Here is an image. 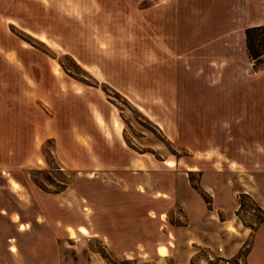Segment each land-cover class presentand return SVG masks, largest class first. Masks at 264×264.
I'll list each match as a JSON object with an SVG mask.
<instances>
[{"label":"rangeland","instance_id":"1","mask_svg":"<svg viewBox=\"0 0 264 264\" xmlns=\"http://www.w3.org/2000/svg\"><path fill=\"white\" fill-rule=\"evenodd\" d=\"M166 1L0 0V264H245L264 222L248 87L264 40L235 86H208L213 64L184 50L175 77L153 48ZM171 1L167 46L217 19L215 0Z\"/></svg>","mask_w":264,"mask_h":264},{"label":"crops","instance_id":"2","mask_svg":"<svg viewBox=\"0 0 264 264\" xmlns=\"http://www.w3.org/2000/svg\"><path fill=\"white\" fill-rule=\"evenodd\" d=\"M170 2L172 1L167 0L162 6L158 5L156 7H153V21L155 23V27H158V29L156 28L155 30H158V32L160 33L159 36H156L157 34H154V55H157V53L161 55L168 54L170 62L169 71L170 73H174V76L177 77L173 68V63L178 53L177 51L184 50L185 55H188L189 53H195V56H193V58L201 57L202 63L203 61H207L213 64L212 70L210 72L205 71L202 67V64L200 65L202 67V74H204L201 78H207L208 80L217 81L215 83L209 84L208 86H214V84H217V86H219L220 84L225 85L227 83L228 86H235L233 82H236L244 75H247L249 66H251L249 63L250 59L245 47L244 28L248 26L264 24V0L212 1V3H209L210 6H208L206 13H208L209 16L217 14V19L213 21L210 18L211 23H207V28L210 24L209 29L213 25L215 27V30H212V32H210L209 29H206L205 34L195 38H188L190 36L188 35V37L185 39V42H178L177 38H175V42L172 44L169 43L167 46L164 42V35L162 34V27L165 24L164 17L166 13L163 11V9ZM172 7L173 5L170 8ZM175 8H177V6ZM210 10L215 11L211 12ZM175 12H177V10ZM202 30L200 34L202 33ZM190 42H195V46H193L192 43L190 44ZM263 66L264 65L260 67L257 66L258 70L255 71V74L259 73V76H263ZM189 69L191 71L194 70L192 65L190 68H186V70ZM207 73L208 75L205 77V74ZM255 78L256 79L249 82V95L250 102L252 104L251 110L256 113V117H260L259 115L264 114V79H257V76ZM176 82L177 83L175 87L178 86L177 79ZM263 226L264 222L260 223L257 226L256 232L254 234V239L251 241L244 257L245 264H264V240L259 241L256 239L258 229ZM82 228L84 227L80 226L78 228L81 233ZM184 244H186L185 240L183 242V245ZM239 246L240 242L238 243V245H235V247L232 248V251H237ZM157 247L159 253L157 252ZM174 247V244H172L171 242L165 244H156V256L160 259L166 258L168 255V251L170 250L171 252H173L172 249ZM182 247V245L179 246L180 249H182ZM162 248H165L164 254H160ZM181 253L182 250L179 254L181 255ZM177 254L178 253H175L174 257L179 260L180 256H177Z\"/></svg>","mask_w":264,"mask_h":264},{"label":"trees","instance_id":"3","mask_svg":"<svg viewBox=\"0 0 264 264\" xmlns=\"http://www.w3.org/2000/svg\"><path fill=\"white\" fill-rule=\"evenodd\" d=\"M260 27L264 28V24L262 25H255V26H248L244 28V37H245V47H246V52L249 56L250 60H256L257 57L261 54L256 46L259 43H262V41L264 40L263 37H261L260 39L258 38V40L256 41V36L257 34L254 33L257 29H259ZM244 194V193H243ZM241 201L239 200L238 204H240Z\"/></svg>","mask_w":264,"mask_h":264},{"label":"built area","instance_id":"4","mask_svg":"<svg viewBox=\"0 0 264 264\" xmlns=\"http://www.w3.org/2000/svg\"><path fill=\"white\" fill-rule=\"evenodd\" d=\"M251 61H253V60H251Z\"/></svg>","mask_w":264,"mask_h":264},{"label":"bare ground","instance_id":"5","mask_svg":"<svg viewBox=\"0 0 264 264\" xmlns=\"http://www.w3.org/2000/svg\"><path fill=\"white\" fill-rule=\"evenodd\" d=\"M231 227V226H230Z\"/></svg>","mask_w":264,"mask_h":264}]
</instances>
